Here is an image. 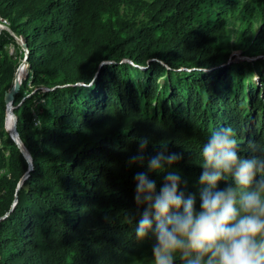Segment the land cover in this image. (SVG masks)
<instances>
[{"label": "trees", "instance_id": "obj_1", "mask_svg": "<svg viewBox=\"0 0 264 264\" xmlns=\"http://www.w3.org/2000/svg\"><path fill=\"white\" fill-rule=\"evenodd\" d=\"M244 1L0 0V20L28 46L7 112L19 66L10 48L21 47L0 34V264H153L155 224L137 237L147 207L135 200L138 173L156 194L177 173L199 211L198 153L213 130L232 127L239 156H264L251 148L264 150V29L236 46L227 34V13ZM133 6L148 24L126 19ZM162 152L181 158L150 171Z\"/></svg>", "mask_w": 264, "mask_h": 264}, {"label": "clouds", "instance_id": "obj_2", "mask_svg": "<svg viewBox=\"0 0 264 264\" xmlns=\"http://www.w3.org/2000/svg\"><path fill=\"white\" fill-rule=\"evenodd\" d=\"M251 148L264 152L256 145ZM180 158L162 152L149 160L148 168L159 171ZM198 159L203 168L199 183L205 186L199 211L195 197L178 192L177 173H167L159 194L147 173L135 177V200L147 205L137 237L143 239L155 224L153 264H174L177 257L183 264H264V156H239L236 133L226 126L208 135ZM228 177L233 183L218 188Z\"/></svg>", "mask_w": 264, "mask_h": 264}, {"label": "rangeland", "instance_id": "obj_3", "mask_svg": "<svg viewBox=\"0 0 264 264\" xmlns=\"http://www.w3.org/2000/svg\"><path fill=\"white\" fill-rule=\"evenodd\" d=\"M138 1H144L148 3L152 2V0H138ZM123 13L127 20L131 21L132 23H135L138 26L146 25L150 22V19H149L150 13L146 11H141L135 8L134 6L132 8H128V7L123 8ZM263 13H264V0H261V1L245 0L242 4V8L237 9L235 11H230L227 13L226 15L227 34L232 38L233 45L235 46L237 45L236 39L242 36L245 30H247L248 33L254 32V34H259L261 30L264 29ZM3 23L7 24L6 22H3ZM1 32H6V31L0 30V34ZM248 45L249 43H246V46L242 47L241 49L238 48V50L233 53L234 61L243 59L244 51L246 50V47ZM20 49L18 48L15 49L12 47L10 48L12 52V56L19 60L18 69L23 67L22 68L23 70L26 67V63H24L26 58L24 56L20 61ZM22 51L24 50L22 49ZM261 58H264V56H258V58L256 59H261ZM26 71H28V69ZM24 72L25 71L22 72V75H24ZM41 106L46 107V104L41 103L37 107L40 108ZM37 109H36V112H37ZM201 142L203 141L199 140V143ZM2 174L3 173L0 171V176H2ZM178 258L179 257H177L174 261H176ZM153 261H154V257L152 256L150 258V262L153 263Z\"/></svg>", "mask_w": 264, "mask_h": 264}, {"label": "water", "instance_id": "obj_4", "mask_svg": "<svg viewBox=\"0 0 264 264\" xmlns=\"http://www.w3.org/2000/svg\"><path fill=\"white\" fill-rule=\"evenodd\" d=\"M2 27H3V26H2ZM14 37L16 38V40H17L19 46H20L22 49H24V50H27V49H28L27 44L24 42V40H23V38H22L21 36H19V35H17L16 33H14ZM17 72H18V70H17ZM16 76H17V73H16ZM16 76H15V77H16ZM25 77H27V74H26ZM20 85H21V83H20V84L18 83V85L15 84V86H14L13 89H12V91L9 92V93H7V96H6V103H7L8 109H9L8 100H9V99L11 100V105H10V107H11V109H12L13 102H14V95H15V93L18 91ZM7 112H8V111H7ZM7 114H8V113H7ZM9 134H10V136L12 137V139L15 141V143L18 145V147L21 149V151H22L24 157L27 159V161H28L29 164H30V168H32L33 162H32L31 155H30V153L28 152V150L24 147V145L22 144L21 140L19 139L18 134H17V132H16V127H15V129H14V133H13V134L9 133ZM28 175H29V172H27V173L24 175V177L21 179V181H20V183H19L18 188H20V186L23 184V182H24L25 179L28 177Z\"/></svg>", "mask_w": 264, "mask_h": 264}, {"label": "bare ground", "instance_id": "obj_5", "mask_svg": "<svg viewBox=\"0 0 264 264\" xmlns=\"http://www.w3.org/2000/svg\"><path fill=\"white\" fill-rule=\"evenodd\" d=\"M6 23H7V22H6ZM2 26H3V27H2ZM8 27H9V26H8V23L5 24V23H3V22L0 21V30L8 32L10 35H12V37H14V34L11 32V30H10ZM15 40H16V39H15ZM23 50H24V49H23ZM24 51L26 52V56H25L26 60H25L24 63H26V62H27L28 49H27V50H24ZM22 68H23V67H21V68L18 69L17 76H16V78H15V82H14V86H15V84L18 85V83H19V84L22 83V79H23ZM14 86H13V87H14ZM12 89H13V88H12ZM12 89H11V91H12ZM11 91H10V92H11ZM8 104H9V109H8V112H9L10 109H11V107H10V105H11V100H10V99L8 100ZM7 129H8V131H9V133H11V134L14 133V129H15V128H14V123L11 121V118H10V117H8V119H7Z\"/></svg>", "mask_w": 264, "mask_h": 264}, {"label": "built area", "instance_id": "obj_6", "mask_svg": "<svg viewBox=\"0 0 264 264\" xmlns=\"http://www.w3.org/2000/svg\"><path fill=\"white\" fill-rule=\"evenodd\" d=\"M34 114H35V120H36V119H37V115H36V113H34ZM37 121H38V120H36V124H37Z\"/></svg>", "mask_w": 264, "mask_h": 264}]
</instances>
